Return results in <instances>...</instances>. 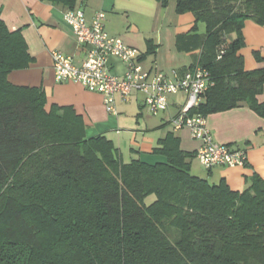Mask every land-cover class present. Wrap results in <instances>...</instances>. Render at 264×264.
Here are the masks:
<instances>
[{
  "label": "trees",
  "instance_id": "obj_1",
  "mask_svg": "<svg viewBox=\"0 0 264 264\" xmlns=\"http://www.w3.org/2000/svg\"><path fill=\"white\" fill-rule=\"evenodd\" d=\"M175 1L195 32L206 27L200 64L213 84L192 112L246 103L264 116V68L247 71L239 53L245 21L264 24V0ZM33 60L0 12V264H264V179L243 191L212 184L172 133L154 149L161 159L125 162L111 139L88 136L73 106L47 109L43 87L8 79Z\"/></svg>",
  "mask_w": 264,
  "mask_h": 264
},
{
  "label": "crops",
  "instance_id": "obj_2",
  "mask_svg": "<svg viewBox=\"0 0 264 264\" xmlns=\"http://www.w3.org/2000/svg\"><path fill=\"white\" fill-rule=\"evenodd\" d=\"M76 8L84 9L89 20L97 11L104 10L106 31L138 48L140 63L146 70L158 68L173 72L201 65L205 24L198 23L195 32V15L192 12L178 13L175 0L167 6L157 0H85ZM66 9L63 4L50 1L0 0L2 19L10 29H22L29 52L34 57L27 68L11 71L8 79L16 85L43 87L47 109L53 104L73 106L83 116L88 136L104 135L111 139L122 157L127 150L124 146H129L130 161L141 159L150 163L161 159L154 149L170 133L179 139L182 150L194 152L197 157L201 142L192 138L188 128L175 129L171 123L172 117L186 103V93L169 95V107L159 115L150 113L145 96L140 92L133 93L126 100L118 96L117 113H112L107 110L100 93L86 89L79 82L56 81L54 50H60L80 63L87 58L90 49L79 42L72 27L66 23ZM241 29L245 43L239 53L244 60V69L264 68V24L247 19ZM234 38L236 33L227 37V43ZM109 64L114 74L124 75L126 67L121 59L111 57ZM257 98L264 102V89ZM205 118L217 142L247 150L248 163L238 167L203 168L195 170V175L212 184L224 180L230 189L237 191L248 188L255 175L264 179V116L242 103L229 110L207 114Z\"/></svg>",
  "mask_w": 264,
  "mask_h": 264
},
{
  "label": "built area",
  "instance_id": "obj_3",
  "mask_svg": "<svg viewBox=\"0 0 264 264\" xmlns=\"http://www.w3.org/2000/svg\"><path fill=\"white\" fill-rule=\"evenodd\" d=\"M64 19L79 42L90 49L87 58L80 63L75 62L72 56L54 50L52 58L57 82H79L86 89L100 93L107 110L112 113H117L115 104L118 96L126 100L133 93L140 92L145 96V105L150 113L159 115L168 109L169 95L184 92L188 96L186 103L172 117L171 123L175 129L188 128L192 138L201 142L197 150L201 165L208 170L218 165H247V150L217 142L206 124L205 115L192 112L200 105L210 84H213L209 69L202 65L173 72L158 68L144 69L140 63V50L106 31L104 10L97 11L89 20L84 9L67 8ZM111 57L125 63L126 70L122 77L111 71Z\"/></svg>",
  "mask_w": 264,
  "mask_h": 264
},
{
  "label": "rangeland",
  "instance_id": "obj_4",
  "mask_svg": "<svg viewBox=\"0 0 264 264\" xmlns=\"http://www.w3.org/2000/svg\"><path fill=\"white\" fill-rule=\"evenodd\" d=\"M204 26V25H203ZM125 149H127L126 150V152L125 153H123L124 154V156L122 157V158H124V160H126V162H128V161H130V157L128 156V151L130 150L129 149V146H124V150ZM123 150V151H124ZM152 162H156V161H152ZM204 167L203 166H201V163H200V161H199V159L197 158V157H194L193 159H192V163H191V172L193 173V174H195L196 172H195V170H200V169H203ZM155 198H156V196L154 195V194H151V195H149L147 198H146V203H148V204H150V203H152L154 200H155Z\"/></svg>",
  "mask_w": 264,
  "mask_h": 264
}]
</instances>
